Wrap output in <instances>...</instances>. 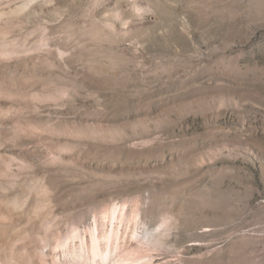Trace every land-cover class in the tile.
<instances>
[{
    "label": "rangeland",
    "instance_id": "1",
    "mask_svg": "<svg viewBox=\"0 0 264 264\" xmlns=\"http://www.w3.org/2000/svg\"><path fill=\"white\" fill-rule=\"evenodd\" d=\"M0 264H264V0H0Z\"/></svg>",
    "mask_w": 264,
    "mask_h": 264
}]
</instances>
